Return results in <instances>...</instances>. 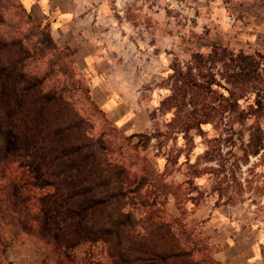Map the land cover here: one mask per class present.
<instances>
[{"label":"rangeland","instance_id":"rangeland-1","mask_svg":"<svg viewBox=\"0 0 264 264\" xmlns=\"http://www.w3.org/2000/svg\"><path fill=\"white\" fill-rule=\"evenodd\" d=\"M17 39L32 57L27 77L46 79L52 91L65 88L87 136L116 145L110 158L128 161L134 152L125 139L151 136L141 154L161 172L168 167L166 181L182 186L179 200L161 207L164 219H177L175 228L182 223L191 239H206L219 264H264V195L257 190L264 187V156L241 165L244 196L228 205L214 194L210 178L194 175L213 165L201 157L223 129L206 126L204 134L186 139L176 125L168 126L172 112L161 107L175 59L185 62L219 45L264 53V0H0V43ZM1 49L0 67L13 55ZM140 140L146 139L136 137L133 144ZM35 165L28 155L8 152L0 132V264H88L102 258L89 246L67 249L65 218L44 214L38 189L20 190L14 182ZM135 207L137 220H144V210Z\"/></svg>","mask_w":264,"mask_h":264},{"label":"trees","instance_id":"trees-1","mask_svg":"<svg viewBox=\"0 0 264 264\" xmlns=\"http://www.w3.org/2000/svg\"><path fill=\"white\" fill-rule=\"evenodd\" d=\"M18 7L26 17L24 7ZM45 36L63 57L51 36ZM0 44V51L10 48L13 53L0 67V132L8 152L28 155L36 164L32 172L21 170L14 182L20 190L38 189L44 214L65 218L64 246L99 250L102 258L88 264H219L206 239H191L182 223L175 228L177 219L162 217L161 207L170 198L178 201L182 186L166 181L168 167L161 172L141 154L151 136L126 138L134 156L113 160L116 145L87 136L65 88L52 91L46 89V79L27 77L26 62L32 57L22 41ZM165 81L169 93L161 107L172 112L168 126L176 125L186 139L193 132L204 134L206 126L223 129L208 140L201 157L213 165L194 175L210 178L212 191L228 205L238 203L244 190L237 172L251 157L264 156V53L214 46L185 62L172 61ZM136 137L146 140L133 144ZM257 190L264 195L263 186ZM138 205L146 213L142 221L135 215Z\"/></svg>","mask_w":264,"mask_h":264}]
</instances>
